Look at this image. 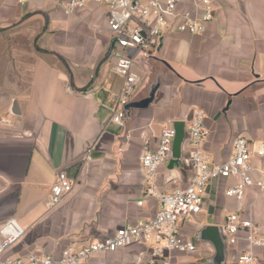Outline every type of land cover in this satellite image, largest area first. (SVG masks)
I'll use <instances>...</instances> for the list:
<instances>
[{"label":"crops","instance_id":"0c3cea01","mask_svg":"<svg viewBox=\"0 0 264 264\" xmlns=\"http://www.w3.org/2000/svg\"><path fill=\"white\" fill-rule=\"evenodd\" d=\"M211 7L203 33L173 28L153 54L138 55L132 69L141 80L122 107L120 125L111 121L122 78L113 71L109 6L88 0L66 15L54 0H0V228L13 221L21 232L2 256L78 251L151 218L159 203L144 195L140 156L155 149L161 129L176 120L185 122V154L196 109L204 112L206 132L199 149L214 163L230 157L235 137L251 148L264 141V0H211ZM185 10L194 12L193 1L177 0V11ZM23 27L37 46L29 63L16 45ZM59 171L76 184L47 208ZM192 174L182 163L168 168L167 161L157 169L156 187L171 191ZM237 182L234 176L210 181L201 211L178 220L180 234L196 249L173 252L172 264H210L214 246L196 234L205 225L222 229L230 213L264 232V193L249 186L240 200L226 196ZM226 246L225 264H238L237 254L248 248L244 232ZM252 251L264 264V251ZM148 253L146 243H132L80 264H136Z\"/></svg>","mask_w":264,"mask_h":264},{"label":"built area","instance_id":"2783aa9c","mask_svg":"<svg viewBox=\"0 0 264 264\" xmlns=\"http://www.w3.org/2000/svg\"><path fill=\"white\" fill-rule=\"evenodd\" d=\"M23 1V0H21ZM88 0H54L66 14H74ZM109 6L107 26L111 32L110 53L116 58L113 71L121 76V87L117 94V109L111 121L122 124L124 110L132 97L141 77L132 66L139 54L151 55L160 44L163 36L173 28L189 34L203 33L206 23L213 17L211 0H192L195 10L177 11V0H93ZM204 112L194 111L188 126L190 148L182 154L181 163L190 167L193 174L183 186L163 192L156 187L158 167L170 157L171 142L174 135L172 126L161 129L159 143L155 149L146 150L140 156L144 168L146 197L155 198L158 203L156 213L144 220L125 225L115 234L102 240L92 241L78 251L64 248L58 255L44 252H31L24 257L2 256L21 232L13 221L0 228V264H80L95 253L114 251L132 243H146L147 256L138 255L136 264H172L173 252L189 253L196 249L195 242L180 234L178 220L201 211L203 195L207 184L212 180L238 177V182L227 187L224 194L242 199L246 187L255 186L264 193V141L251 148L244 137H235L231 143V154L225 161L214 163L199 146L206 135L202 125ZM256 159V164L253 159ZM76 184V177L59 171L51 186L46 207L53 208L69 193ZM139 200L137 204H141ZM227 243L234 244L237 234L244 232L248 248L236 256L238 264H257L253 248L264 251V232L250 218H240L237 213L225 216L222 226Z\"/></svg>","mask_w":264,"mask_h":264},{"label":"water","instance_id":"95a60500","mask_svg":"<svg viewBox=\"0 0 264 264\" xmlns=\"http://www.w3.org/2000/svg\"><path fill=\"white\" fill-rule=\"evenodd\" d=\"M174 135L171 142L170 157L168 168L181 166L182 145L186 134L185 122L176 120L172 124ZM197 239H207L214 246V255L206 259V263L225 264L226 241L222 229L218 225H205L196 234Z\"/></svg>","mask_w":264,"mask_h":264},{"label":"rangeland","instance_id":"374dc122","mask_svg":"<svg viewBox=\"0 0 264 264\" xmlns=\"http://www.w3.org/2000/svg\"><path fill=\"white\" fill-rule=\"evenodd\" d=\"M25 27H23L21 30L23 31L21 33V35L19 36V38H16V41H18L19 43H16V45L20 46L21 51H22V62L24 63H29L30 61H32V53L33 51H36V43H35V37L34 35H29V33L24 32L26 31L24 29ZM13 45V41L12 43H6V45ZM4 46V45H3ZM10 57H12V54L10 55ZM192 215H190L191 217Z\"/></svg>","mask_w":264,"mask_h":264}]
</instances>
